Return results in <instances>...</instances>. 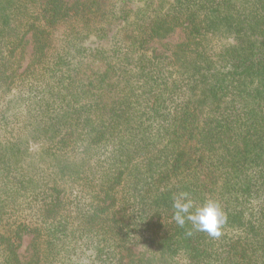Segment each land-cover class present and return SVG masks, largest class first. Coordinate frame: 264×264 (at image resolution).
<instances>
[{
  "label": "trees",
  "instance_id": "trees-1",
  "mask_svg": "<svg viewBox=\"0 0 264 264\" xmlns=\"http://www.w3.org/2000/svg\"><path fill=\"white\" fill-rule=\"evenodd\" d=\"M0 264H264V0H0Z\"/></svg>",
  "mask_w": 264,
  "mask_h": 264
},
{
  "label": "clouds",
  "instance_id": "clouds-1",
  "mask_svg": "<svg viewBox=\"0 0 264 264\" xmlns=\"http://www.w3.org/2000/svg\"><path fill=\"white\" fill-rule=\"evenodd\" d=\"M172 209V219L178 227L191 225L188 235L194 230L206 233L212 238H219L227 222V215L218 200L209 198L197 203L188 191H179L173 197Z\"/></svg>",
  "mask_w": 264,
  "mask_h": 264
},
{
  "label": "rangeland",
  "instance_id": "rangeland-1",
  "mask_svg": "<svg viewBox=\"0 0 264 264\" xmlns=\"http://www.w3.org/2000/svg\"><path fill=\"white\" fill-rule=\"evenodd\" d=\"M66 1H71V0H66ZM182 38V32L179 30V29H176L174 33L170 34L167 38H165L164 40L158 42V43H155V45L161 49V44L162 43H172V42H175L177 40H180ZM28 52V51H27ZM26 60V59H25ZM28 241H29V237L28 236H24V239H23V243L19 249V253L22 257H25L26 254H27V251H28Z\"/></svg>",
  "mask_w": 264,
  "mask_h": 264
}]
</instances>
